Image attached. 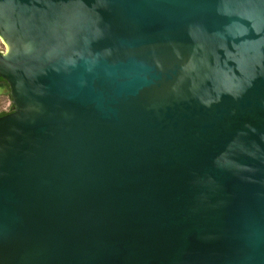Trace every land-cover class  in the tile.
Instances as JSON below:
<instances>
[{
    "label": "water",
    "instance_id": "1",
    "mask_svg": "<svg viewBox=\"0 0 264 264\" xmlns=\"http://www.w3.org/2000/svg\"><path fill=\"white\" fill-rule=\"evenodd\" d=\"M0 264H264V0H0Z\"/></svg>",
    "mask_w": 264,
    "mask_h": 264
},
{
    "label": "flooded vegetation",
    "instance_id": "2",
    "mask_svg": "<svg viewBox=\"0 0 264 264\" xmlns=\"http://www.w3.org/2000/svg\"><path fill=\"white\" fill-rule=\"evenodd\" d=\"M6 52V47L0 40V55ZM14 112V103L10 95L8 83L0 77V118Z\"/></svg>",
    "mask_w": 264,
    "mask_h": 264
}]
</instances>
